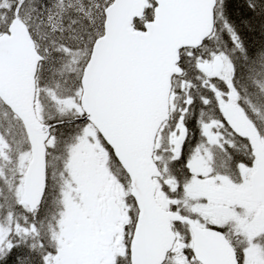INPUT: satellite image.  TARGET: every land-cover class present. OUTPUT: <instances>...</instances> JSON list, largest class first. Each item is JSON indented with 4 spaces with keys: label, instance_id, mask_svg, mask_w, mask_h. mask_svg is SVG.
Returning <instances> with one entry per match:
<instances>
[{
    "label": "snow or ice",
    "instance_id": "6c2138e0",
    "mask_svg": "<svg viewBox=\"0 0 264 264\" xmlns=\"http://www.w3.org/2000/svg\"><path fill=\"white\" fill-rule=\"evenodd\" d=\"M0 264H264V0H0Z\"/></svg>",
    "mask_w": 264,
    "mask_h": 264
}]
</instances>
